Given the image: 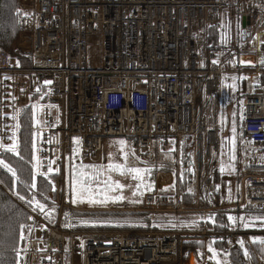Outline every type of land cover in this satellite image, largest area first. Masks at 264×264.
I'll return each mask as SVG.
<instances>
[{"label": "built area", "instance_id": "built-area-1", "mask_svg": "<svg viewBox=\"0 0 264 264\" xmlns=\"http://www.w3.org/2000/svg\"><path fill=\"white\" fill-rule=\"evenodd\" d=\"M22 5L31 12L20 21L23 40L13 51L27 66L14 65L0 50V144L11 143L12 116L27 98L37 89L45 93L37 111L36 168L54 178L49 200L56 216L50 220L26 208L29 237L23 236L18 264H65L77 237L82 264H189L185 244L193 245L198 264H207L212 241L228 248L243 242L247 264H264V231L245 232L240 222L264 214V0H23ZM227 9L238 16L229 38L223 36ZM225 75L234 86L239 151L228 206L212 198L222 133L206 113L217 103ZM105 138H123L127 164L154 169L156 176L163 167L156 144L171 139L176 146L174 181L156 177L136 209L115 212L198 216L202 225L73 229L70 213L105 211L73 204L67 196L74 147L78 162L94 163ZM184 173L189 181L182 190ZM224 213L234 218L230 228L207 226L210 215Z\"/></svg>", "mask_w": 264, "mask_h": 264}, {"label": "trees", "instance_id": "trees-1", "mask_svg": "<svg viewBox=\"0 0 264 264\" xmlns=\"http://www.w3.org/2000/svg\"><path fill=\"white\" fill-rule=\"evenodd\" d=\"M21 0H0V50L5 52L11 61H17L18 65H22V61H26L21 57H16L13 51L14 45L19 42L21 27L20 21L26 15ZM211 37L209 41H214V29L210 30ZM24 64V63H23ZM27 66V65H26ZM30 102L21 107L18 111L17 129V144L18 154L6 152L0 149V159L11 168L16 170V176L8 172L3 166H0V264H18L19 262V247L22 243L24 234H27L29 222L26 208L34 209V205L30 206L29 201L33 197L46 205V208L52 205L49 200V194L53 192L52 176H41L36 173L35 150H33V142L37 141L35 130V121L33 120V108L39 101L45 99V93L38 92L32 94ZM226 110V109H225ZM227 113V110L225 111ZM222 133V150L226 149L229 141L227 133L224 129ZM35 134V136H34ZM36 149V148H35ZM227 150V149H226ZM222 158V157H221ZM75 159V160H74ZM74 161V162H73ZM80 165H96L90 163H81L77 159V148L74 147V157L71 162V168H79ZM221 167V165H220ZM91 168L86 169L90 171ZM221 172V168L214 173L215 184ZM36 177L37 188L32 189L26 187L33 183V175ZM23 196L25 199L18 198ZM96 198H103V193L98 192ZM51 209V208H49ZM40 213L39 209L34 210ZM56 214V210L47 218L52 219ZM232 216L229 213L212 214L206 224L210 228H230L233 221L228 219ZM253 214L244 217L246 223H255V226H250L254 229L264 227V217L254 219ZM71 226L75 230H122V231H142L149 229L161 230H177V229H193L202 225V222L193 216H173V215H158L150 216L148 214L134 213H80L72 212L69 215ZM68 218V215L65 217ZM65 220V219H64ZM244 222V223H245ZM257 224V225H256ZM21 225H25L21 228ZM249 227V228H250ZM214 242V243H212ZM211 247L217 253V256L222 255L225 251V244L218 241H212ZM209 243V245H210ZM193 249V245L185 244L183 246V254L186 258L188 253ZM220 254V255H219ZM210 259L207 264H217L215 259ZM219 258V257H217ZM228 258L230 264H247L242 252V246L239 241L234 243L228 250Z\"/></svg>", "mask_w": 264, "mask_h": 264}, {"label": "rangeland", "instance_id": "rangeland-1", "mask_svg": "<svg viewBox=\"0 0 264 264\" xmlns=\"http://www.w3.org/2000/svg\"><path fill=\"white\" fill-rule=\"evenodd\" d=\"M20 2L23 3V0H21ZM24 11H25V14H28L29 12H31V8L28 6L27 8H24ZM237 22H238V16L235 14L234 10L233 9L225 10L224 26H223V36H225V38H229L230 34L233 33V31L236 29ZM22 40H23L22 38L21 39L19 38V42H21ZM233 87L234 86H233L232 78L229 77L228 75H225L223 77L222 89H221L220 97H219L217 103H212L211 106L206 108V113L209 116V123L217 124L221 130L224 129L227 133V140L229 141V144H227V146H226L227 150L226 149L222 150V142H221V146H220V155L222 157L220 168H222V167L224 168V171H221L220 173H222V172L225 173L226 175L224 174V177L225 176L227 177L228 175H230V173H233V170L235 169V167L237 165V160H239L238 159V152L239 151L236 148L237 124H236V111H235V107L233 106ZM29 100H30V98H27L28 102H30ZM28 102H27V104H28ZM42 102L43 101H39L35 104L37 106L35 109V111H36L35 130L37 127V122H38L37 120L39 118V114L37 113V111L39 110V107H40ZM11 109H13V110L16 109L15 103H14L13 108H11ZM225 109L227 110V113H225V111H226ZM13 117H15V116H12V119H11V127L13 129L12 134L15 131L16 125L18 124V115H17V117H15V119ZM16 132H17V128H16ZM15 136L17 137V133ZM16 140H17V138H16ZM121 140H123L125 142V144L123 145V148L118 143ZM172 144H173V146L171 145L170 142H168L166 147L164 146L165 147L164 151L166 152V155H167L166 157L170 158V159H168L169 161L167 160V162H170V160L172 159V151H169L170 148H174V143H172ZM77 152H78V150H77ZM175 152H176V150L174 149V153ZM124 153H127L128 157H129L128 144L123 138H105L103 141V150H102L98 160L96 162L90 163V164H98L99 166L100 165L104 166V169L102 170V174L98 177L97 180L93 181L94 196H96L97 193L100 192V193H103V196L105 193L109 196L123 195L125 197V199L124 200H117L115 202L109 201L107 204H103V205L90 204L87 201H85L83 203H75L76 205H81V206L83 205V206H87L88 208L105 210L102 212H106V213H117L115 211H121V210H131V209L134 210L138 207L144 192L147 191L151 187V185L154 183L156 174L152 170H150V168H148L149 171L143 175V184L141 185L139 192H137V194L134 196L133 192L136 191V185L139 184L140 181L133 180L130 175H121L117 171H111L110 172L107 170V165L109 162L120 163V164L126 163L127 164V161H125V159H124V155H123ZM128 157H127V159H128ZM127 166L128 167H137V166H133V165H127ZM137 168L144 169L141 167H137ZM92 171L93 170L91 169L89 171V173L91 174ZM215 172L216 171H214L212 173L213 185H214V193L212 195V198H220V196H224L223 198H226L225 199V202H226V200L228 198H233L232 185L230 186V184L227 183L226 178H221V177H223L221 175L218 176L217 181H216L217 184H215V182H214V176H215L214 173ZM153 174H154V179H153ZM183 175H184V177H183V181L180 183V188L182 190H185L187 188V183L189 181V173H184ZM71 177H72V168H71L70 172L67 171L66 183L64 186V188L66 189L67 196L69 195L70 197H72ZM109 177H111L109 184H112L114 186V182L118 181L120 184L124 185V187L122 189H117L115 191H108L105 187L104 181L108 180ZM53 184H54V188H55V182H53ZM163 192H165V189ZM219 192H220V194H219ZM50 194L48 196H50ZM96 199H103V198H96ZM222 202L225 203L224 199H222ZM49 208L52 209V208H54V206L51 205L48 207V209ZM113 209H115V210H113ZM125 213H131V212H125ZM64 214L68 215L69 213L66 212ZM134 214H140V213L134 212ZM160 215H163V214H160ZM153 216H155V215H153ZM156 216H158V215H156ZM173 216H179V215H173ZM193 217H196V216H193ZM252 217L254 219H259L260 217H264V214L257 212L255 214H253ZM54 218H52L50 220H53ZM196 218L201 221L200 217L197 216ZM64 219L65 220H62V223L64 222V224H65L67 222V218H64ZM28 222H29V219H28ZM240 222H241V220H240ZM244 222H245V219L243 222H241V228L245 232L257 231V230L264 231V227H262V228L259 227L258 229L252 228L253 226H255L254 225L255 223H253V222L249 223V225L252 227H250V226H249L250 228L244 227ZM155 230H161V229H155ZM24 237L27 239L29 236H28V234H24ZM66 246L68 247L67 244H66ZM81 246H82L81 240L79 237H77L74 241L73 254H72V256H71V254H68L66 256L65 264H82V247ZM225 246H226V244H225ZM225 248H226L225 251L223 253H221L222 255L219 254L220 256H217L219 258H217V257L215 258V260L219 261L220 264H230L229 258H228V253H227L229 248L228 247H225ZM208 249H209V246H208ZM242 252H244L243 249H242ZM210 253H212V255H213V252L208 251L209 256H210Z\"/></svg>", "mask_w": 264, "mask_h": 264}, {"label": "snow or ice", "instance_id": "snow-or-ice-1", "mask_svg": "<svg viewBox=\"0 0 264 264\" xmlns=\"http://www.w3.org/2000/svg\"><path fill=\"white\" fill-rule=\"evenodd\" d=\"M262 64H264V60L261 61ZM45 84H49L51 83L50 81H45ZM37 91L39 92L40 89H37ZM36 105H33V120L35 121L36 119ZM15 119V117H13ZM16 128H19V125H16ZM35 136V134H34ZM10 139L12 140V143L9 145H3L0 144V149H2L3 151L6 152H12V153H17L18 154V144H17V140H16V136H15V131L13 132V136L10 137ZM78 143V141H77ZM122 148L123 145L125 144V142L123 140L118 142ZM36 145H35V141L33 142V150H35ZM124 159L125 161H127V157L128 154L124 153ZM134 155V154H133ZM0 166H3L5 169H7L8 172L12 173V175L15 177L16 176V170L11 168L9 165H7L6 163H4V161L2 159H0ZM34 168L37 167V165L33 166ZM91 168L93 171L90 174L88 171H86V169ZM104 169L103 165L100 166H96V165H80L79 168L73 167L72 169V177H71V191H72V197H71V202L72 203H83L85 201H87L90 204H107L109 201L115 202L117 200H124L125 197L123 195H115V196H109L106 193L103 196V199H96L94 196V192H93V181L97 180L98 177L102 174V170ZM107 170L108 171H117L119 172L121 175H130L132 177L133 180H138L140 181L139 184L136 185V191L133 192V195L135 196L137 194V192H139V189L141 187V185L143 184V175L145 173H147L149 170L148 169H140L137 167H128L127 164H120V163H113V162H109L107 165ZM49 172H52V167H51V163L49 164V168H48ZM221 171H224V168H221ZM41 175L47 176V173H40ZM33 183L31 185H26V187H30L32 189L37 188V184L35 182L36 177L35 174L33 175ZM111 180V177L108 178V180L104 181L105 187L108 191H115L117 189H122L124 187V185L120 184L118 181L114 182V186L112 184H109V181ZM52 190L54 191L55 188L53 186ZM142 194V193H141ZM18 198L21 200H24L25 198L23 196H19L18 194ZM30 206L34 205V209H39L40 213L45 215V217H49L51 215L52 212H54V208L52 209H48L46 208V205L41 203L40 201L36 200L34 197L31 201H29ZM67 215V214H66ZM228 219L230 221H234V218L232 216H229ZM241 222L244 221V218L241 217L240 218ZM249 223H244V227H249ZM25 225H21V228H24ZM23 238V237H22ZM256 238H253V241H255ZM214 243V242H212ZM241 245L243 247V242H241ZM209 251L213 252V257H211L212 259L216 258L217 253L215 252V250L211 247V243L209 245ZM245 255L247 256L248 253L245 250ZM217 264H220L219 261H217Z\"/></svg>", "mask_w": 264, "mask_h": 264}, {"label": "crops", "instance_id": "crops-1", "mask_svg": "<svg viewBox=\"0 0 264 264\" xmlns=\"http://www.w3.org/2000/svg\"><path fill=\"white\" fill-rule=\"evenodd\" d=\"M12 63L14 64V65H18V62L15 60L14 62L12 61ZM22 63V65L23 66H26L27 65V61H22L21 62ZM24 63V64H23ZM17 120V119H16ZM16 128H15V135H16ZM17 138V137H16ZM168 142H170L171 143V145L173 146V144L172 143H174L173 142V140H169ZM167 142V143H168ZM11 143H12V141H11ZM10 143V144H11ZM7 145H9V144H7ZM167 145V144H166ZM166 145H165V147H166ZM169 145V144H168ZM164 146H162V145H160V144H156V152H157V158H158V161L160 162V164L163 166L161 169H160V175L158 174L157 176H155V178L156 177H161L162 179H165L166 181H167V183L168 184H171L174 180H172L171 178H172V176H171V173L170 172H172V164L174 163V160H175V155H176V152L174 153V149L176 150V146H175V143H174V148H170L169 149V151H172V159L170 160V162H167V160L168 159H170L169 157H166L167 155H166V152L164 151V148H165ZM103 150V149H102ZM181 151V150H180ZM182 158H183V155H182ZM35 161H36V152H35ZM169 161V160H168ZM128 165V164H127ZM141 168H143V167H141ZM145 169V168H144ZM146 169H148V168H146ZM220 169V168H219ZM36 171H37V168L35 169ZM150 170H152L154 173H157V172H155V170L154 169H151L150 168ZM235 170H236V167H235V169L233 170V173H230V175H228L227 177L225 176L224 177V174L225 173H220L219 174V176L221 175V176H223V177H221V178H226L227 180V183H229L230 184V186L232 185V190H233V192H234V173H235ZM37 173V172H36ZM164 174H166L167 175V177L164 175ZM170 174V177L168 176ZM226 175V174H225ZM52 178H53V176H52ZM153 179H154V174H153ZM223 180V179H222ZM53 182H54V178H53ZM221 188V187H220ZM167 189V188H166ZM232 192V193H233ZM53 193V192H52ZM219 194H220V192H219ZM224 196H220V198H213V202L215 203V204H222V205H225V206H228L231 202H232V200H233V198H228L227 200H226V202H225V199L226 198H223ZM141 198V197H140ZM222 199H224V202L225 203H223L222 202ZM55 216H56V214H55ZM54 216V217H55ZM244 217H246V216H244ZM243 217V218H244ZM260 242V240H256V243H259ZM193 251V249L188 253V255H187V257H186V259H187V261H188V263L190 262V260L191 259H193V261H194V264H198V262L196 261V259H195V255H194V253L192 252ZM209 259H210V256H209ZM209 261V260H208Z\"/></svg>", "mask_w": 264, "mask_h": 264}, {"label": "bare ground", "instance_id": "bare-ground-1", "mask_svg": "<svg viewBox=\"0 0 264 264\" xmlns=\"http://www.w3.org/2000/svg\"><path fill=\"white\" fill-rule=\"evenodd\" d=\"M21 39V38H20ZM194 259V258H193ZM193 259H191L190 263L189 264H194V261ZM197 264V263H196Z\"/></svg>", "mask_w": 264, "mask_h": 264}, {"label": "water", "instance_id": "water-1", "mask_svg": "<svg viewBox=\"0 0 264 264\" xmlns=\"http://www.w3.org/2000/svg\"><path fill=\"white\" fill-rule=\"evenodd\" d=\"M245 25V21L244 20H242V26H244Z\"/></svg>", "mask_w": 264, "mask_h": 264}]
</instances>
